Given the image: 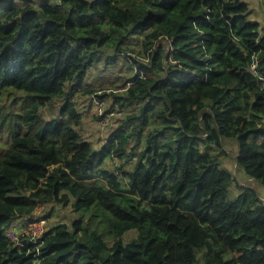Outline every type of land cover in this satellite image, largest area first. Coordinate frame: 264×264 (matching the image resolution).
Returning <instances> with one entry per match:
<instances>
[{
    "label": "trees",
    "instance_id": "16d2710c",
    "mask_svg": "<svg viewBox=\"0 0 264 264\" xmlns=\"http://www.w3.org/2000/svg\"><path fill=\"white\" fill-rule=\"evenodd\" d=\"M248 12L0 0V264H264V32ZM97 92L116 114L95 145L76 99ZM60 209L74 216L50 221Z\"/></svg>",
    "mask_w": 264,
    "mask_h": 264
},
{
    "label": "rangeland",
    "instance_id": "374dc122",
    "mask_svg": "<svg viewBox=\"0 0 264 264\" xmlns=\"http://www.w3.org/2000/svg\"><path fill=\"white\" fill-rule=\"evenodd\" d=\"M248 6H249V12H248V19H250L251 21H258L259 19H261L263 21V32H264V3L260 0H244ZM251 15V16H249ZM140 39L138 37H134V41L131 43L132 47H137L138 45H140ZM142 49V47H141ZM128 58H134L137 59L138 57L135 55H131L129 53L125 54ZM114 69V68H113ZM112 70V69H111ZM117 70H114V72H103L104 74H95L91 79V84L93 85V88H97L100 86V84H103V82L105 81V84H107V82H109L110 80V73L116 74ZM122 71L126 72V66H122ZM134 72H137L134 69ZM121 79L124 80V76H121ZM121 80V81H122ZM99 91H102L103 89H98ZM106 92L107 94L109 92H112L111 90H107L103 91ZM99 94H102V92H97L94 93L92 96L88 97V96H82L79 97L77 96L78 99H76V103H77V109L79 111H81L84 114L83 117V121H82V125L79 128L82 132V134L84 135H89V137H91L92 135L96 137H98L97 139H95V141H93V143L96 145L100 144L98 139H101V141H105V143H108V140L106 139V132L107 130L110 128L111 126V118L113 116H97L98 114L100 115V113L102 112L103 114V107L102 104L98 101H96V96H99ZM96 95V96H95ZM90 99H92V103H90ZM95 102H97L95 104ZM105 105L107 104L106 101L104 100ZM90 104H93L92 108H89ZM111 113V112H110ZM97 116L96 119V123L92 122V119L95 118ZM90 131L89 134H87ZM232 153V152H229ZM233 156V155H232ZM118 163V160L116 161H111V162H107L108 167H114L116 164ZM222 168V167H221ZM243 179V176L241 174L238 175V180ZM242 181V180H241ZM238 181V182H241ZM238 192V189L232 185L230 188V192L231 195L234 194L233 196L230 195V199H233L236 196V193ZM49 209H51V207H45L43 208H38L37 212H43V214H47V212L49 211ZM44 210V211H43ZM60 213L61 216L59 215V217L57 216H52L50 218V221H57L60 217H63L64 219H67V216H71L73 217L74 214H72L70 209H65L62 210L60 209ZM200 256V255H199ZM230 257V255L227 257V259ZM199 264H206V261L204 259H202Z\"/></svg>",
    "mask_w": 264,
    "mask_h": 264
},
{
    "label": "built area",
    "instance_id": "2783aa9c",
    "mask_svg": "<svg viewBox=\"0 0 264 264\" xmlns=\"http://www.w3.org/2000/svg\"><path fill=\"white\" fill-rule=\"evenodd\" d=\"M254 66L255 64H253L252 67L254 68ZM261 80L263 81V87H264V78H261ZM114 115L115 113L111 112L107 114L106 116H114ZM118 115H120V113H118ZM98 116H104V115L101 112L100 115L98 114ZM44 225H45V221L34 222V223L29 224V230L32 233L34 238H38L44 232ZM5 235L9 239V241L13 243L14 245L16 246L21 245L20 236L17 234V232L14 229L7 230L5 232Z\"/></svg>",
    "mask_w": 264,
    "mask_h": 264
},
{
    "label": "clouds",
    "instance_id": "9594fccd",
    "mask_svg": "<svg viewBox=\"0 0 264 264\" xmlns=\"http://www.w3.org/2000/svg\"><path fill=\"white\" fill-rule=\"evenodd\" d=\"M263 3H264V0L262 1ZM192 76V75H191ZM114 113V112H113ZM116 114V113H115ZM117 115H118V113H117ZM12 229V228H11Z\"/></svg>",
    "mask_w": 264,
    "mask_h": 264
},
{
    "label": "crops",
    "instance_id": "0c3cea01",
    "mask_svg": "<svg viewBox=\"0 0 264 264\" xmlns=\"http://www.w3.org/2000/svg\"><path fill=\"white\" fill-rule=\"evenodd\" d=\"M261 1V0H260Z\"/></svg>",
    "mask_w": 264,
    "mask_h": 264
}]
</instances>
